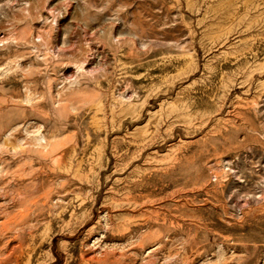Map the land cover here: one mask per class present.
Masks as SVG:
<instances>
[{"label": "rangeland", "instance_id": "rangeland-1", "mask_svg": "<svg viewBox=\"0 0 264 264\" xmlns=\"http://www.w3.org/2000/svg\"><path fill=\"white\" fill-rule=\"evenodd\" d=\"M218 1L0 0V264H264V14Z\"/></svg>", "mask_w": 264, "mask_h": 264}, {"label": "bare ground", "instance_id": "bare-ground-1", "mask_svg": "<svg viewBox=\"0 0 264 264\" xmlns=\"http://www.w3.org/2000/svg\"><path fill=\"white\" fill-rule=\"evenodd\" d=\"M221 2H223V0H219L218 4H220ZM240 2H241V5H242V11H240L241 13L238 14V15H240L239 17H247L248 15H252V14H254L256 12H257V16L264 14L263 12L260 11L261 10V5L264 4V0H240ZM221 5L222 4H220L219 6H221ZM216 6H212V8H216ZM230 6H231L230 9L225 10V12H223L221 14V16L218 19V21L220 19L221 20H227V18H230V17H233V16L237 15V8H234V5H230ZM259 12H261V13H259ZM256 17H252L251 19H255ZM217 24H218L217 20L214 22V24L210 23L209 25H207L208 30H211L213 28H217L216 27ZM91 124L93 126L97 125L95 117H93ZM140 130H141V128L137 126L134 129L133 135L137 134ZM115 217H119V216L116 215Z\"/></svg>", "mask_w": 264, "mask_h": 264}]
</instances>
